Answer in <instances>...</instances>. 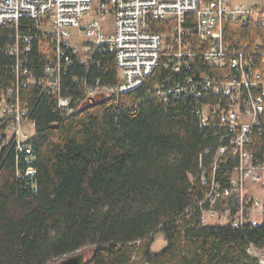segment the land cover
Returning a JSON list of instances; mask_svg holds the SVG:
<instances>
[{"label":"trees","instance_id":"1","mask_svg":"<svg viewBox=\"0 0 264 264\" xmlns=\"http://www.w3.org/2000/svg\"><path fill=\"white\" fill-rule=\"evenodd\" d=\"M240 30L237 34L253 41V34ZM10 36L1 31L0 47ZM28 59L27 66L41 75L48 59L38 43ZM100 62L103 69L70 68L63 94L84 98L81 80L116 83L115 58L103 56ZM15 65V57L0 55V94L17 87ZM210 71L200 58L182 72L162 62L138 89L71 115L39 86H21L37 125L32 139L37 176L30 183L38 187L34 191L18 178L16 152L0 120V264H51L87 247L93 251L86 264H261L249 249L264 251V224L233 228L202 221L209 205L200 202L210 188L201 183L202 166L211 165L224 130L201 127L196 109L219 99L208 93L165 100L156 93L188 77L200 82ZM256 152H264V134ZM236 160L208 171L210 181L225 184ZM159 232L167 245L155 252Z\"/></svg>","mask_w":264,"mask_h":264},{"label":"built area","instance_id":"2","mask_svg":"<svg viewBox=\"0 0 264 264\" xmlns=\"http://www.w3.org/2000/svg\"><path fill=\"white\" fill-rule=\"evenodd\" d=\"M237 29L253 34V41ZM3 30L11 36L0 55L16 58L18 85L1 92L0 120L16 152L18 178L29 188L38 187L30 183V176H37L32 143L37 125L21 86H39L71 115L90 97L138 89L162 62L182 72L200 58L211 69L202 81L188 77L185 84L161 86L156 93L165 100L208 93L219 99L196 109L201 127L224 130L211 165L202 166L201 183L210 186L200 202L209 205L202 221L233 228L264 224V152H256L257 138L264 134V6L235 0H0ZM35 43L48 59L39 76L27 66ZM109 55L118 69L116 83L81 80L84 98L63 94V75L70 68L103 69L100 60ZM230 158L237 162L227 169L225 184L210 181L208 171H218ZM254 248L249 253L264 264Z\"/></svg>","mask_w":264,"mask_h":264},{"label":"water","instance_id":"3","mask_svg":"<svg viewBox=\"0 0 264 264\" xmlns=\"http://www.w3.org/2000/svg\"><path fill=\"white\" fill-rule=\"evenodd\" d=\"M109 96L105 94H99L97 96L90 97L86 102L81 106V110H85L91 106L99 104L106 100ZM90 260V257L86 255L82 250L77 251L73 254H70L58 261H55L51 264H86Z\"/></svg>","mask_w":264,"mask_h":264},{"label":"rangeland","instance_id":"4","mask_svg":"<svg viewBox=\"0 0 264 264\" xmlns=\"http://www.w3.org/2000/svg\"><path fill=\"white\" fill-rule=\"evenodd\" d=\"M236 2H240V3H244V4H247V5H251V4H255L257 3L258 5H262L264 6V0H235ZM264 191L261 190V193H263ZM204 214V212H203ZM206 215H209L208 212H206ZM213 219V218H212ZM167 245V240L165 238V235L163 232H159L155 235V242L153 244V251L155 252H159L161 251L165 246ZM83 252L86 253V255L88 257H91L92 255V251H93V248L92 247H87L85 249L82 250ZM254 253L253 254H256V255H259V257L264 260V251L261 250V249H258V248H254L253 249Z\"/></svg>","mask_w":264,"mask_h":264}]
</instances>
